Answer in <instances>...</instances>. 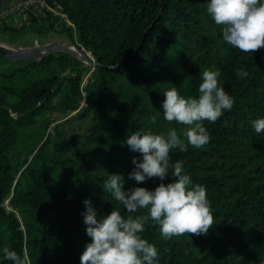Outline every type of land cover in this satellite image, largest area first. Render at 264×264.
Returning <instances> with one entry per match:
<instances>
[{
    "label": "trees",
    "instance_id": "1",
    "mask_svg": "<svg viewBox=\"0 0 264 264\" xmlns=\"http://www.w3.org/2000/svg\"><path fill=\"white\" fill-rule=\"evenodd\" d=\"M47 1L61 6L75 26L78 47L91 53L94 65L63 53L41 62L0 56L15 63L0 73V264H12L3 258L4 247L27 256L30 264H80L91 242L83 201L91 199L98 216L113 208L127 216L102 188L108 174L122 175L125 191L154 190L161 183L128 179L139 153L124 141L137 130L183 131L164 120L163 92L175 86L185 98H198L206 69L221 72L220 84L234 107L215 123L204 121L209 144L170 155L172 163L183 162L194 184L206 188L213 228L207 235L165 241L149 221L142 235L158 248V264H264V132L256 133L252 125L264 118V49L244 54L224 42L206 11L208 0ZM29 29L53 30L45 21ZM238 68L249 77L238 79ZM54 111L61 114L53 127L56 142L44 140L20 166L13 164L8 154L19 128ZM90 116L83 141L70 139L66 129ZM75 145L80 149L69 154ZM171 182V176L164 181Z\"/></svg>",
    "mask_w": 264,
    "mask_h": 264
},
{
    "label": "clouds",
    "instance_id": "2",
    "mask_svg": "<svg viewBox=\"0 0 264 264\" xmlns=\"http://www.w3.org/2000/svg\"><path fill=\"white\" fill-rule=\"evenodd\" d=\"M206 11L221 28L223 41L233 48L252 55L264 49V0H208ZM234 74L241 80L249 77L244 68L235 69ZM220 76L219 70H204L198 98H185L175 86L163 92V118L169 124L184 126L182 132L175 128L166 134L137 130L126 137L124 143L129 150L139 153V158L132 159L134 167L128 179L143 184L155 178L161 183L154 190L132 187L125 191L124 177L108 174L104 192L129 215L113 208L109 214L98 216L91 199H85L82 216L91 242L85 244L80 264H158V248L142 235L149 221L159 226L165 241L185 234L207 235L213 228L215 221L206 188L193 183L182 161L172 163L170 153L209 144L211 135L204 121L215 123L234 107V98L220 84ZM152 120L154 123L155 117ZM252 125L256 133L264 132V118L253 120ZM169 176L173 182L165 184ZM142 209H147L146 214L132 215ZM2 251L3 258L12 264H30L27 256L8 247Z\"/></svg>",
    "mask_w": 264,
    "mask_h": 264
},
{
    "label": "rangeland",
    "instance_id": "3",
    "mask_svg": "<svg viewBox=\"0 0 264 264\" xmlns=\"http://www.w3.org/2000/svg\"><path fill=\"white\" fill-rule=\"evenodd\" d=\"M70 44L75 45L77 49L82 52L87 57V62H82L86 67L93 66L94 59L90 52L85 51L83 48L78 47V43L76 42V38L69 35L66 32H56L53 30H49L46 32H35L29 29V27H25L18 31L16 34H4L0 33V44L9 45V47L18 49V48H30L41 46L45 44ZM166 53H169L167 51ZM55 54V53H53ZM79 61V60H78ZM15 63L13 61H0V73L11 71L14 69ZM87 71L84 73V83L86 80ZM1 81H4L1 80ZM59 97L56 98L53 103H57ZM61 114L58 111L50 112L45 115H41L36 119V122L30 126H23L19 128V134L17 138V142L13 149L9 152V158L13 164L20 166V164L28 158L31 151L36 149L44 142V140H48L51 142H56L54 138V125L61 119ZM49 121L51 122L49 127H46L45 123ZM92 123V117H88L83 122H75L69 128L66 129V133L70 139H75L78 142L83 141V136L86 133V129ZM182 132V131H179ZM51 150V146L49 147ZM80 149V145H75L72 148V151L69 154L76 153ZM7 205V203H5ZM5 238V235H3Z\"/></svg>",
    "mask_w": 264,
    "mask_h": 264
},
{
    "label": "built area",
    "instance_id": "4",
    "mask_svg": "<svg viewBox=\"0 0 264 264\" xmlns=\"http://www.w3.org/2000/svg\"><path fill=\"white\" fill-rule=\"evenodd\" d=\"M42 21L54 31L76 38L75 26L59 4L47 0H0V33L5 27L22 29Z\"/></svg>",
    "mask_w": 264,
    "mask_h": 264
},
{
    "label": "water",
    "instance_id": "5",
    "mask_svg": "<svg viewBox=\"0 0 264 264\" xmlns=\"http://www.w3.org/2000/svg\"><path fill=\"white\" fill-rule=\"evenodd\" d=\"M70 44H63V45H56L53 43L45 44L41 46L36 47H30V48H12V47H6L0 45V56L14 60L19 62H33L38 61L41 62L42 59L48 55L53 53H63L68 54L71 57H74L75 59L87 62V57L80 52L75 45H72L75 48L74 50L70 49ZM94 65V63H92Z\"/></svg>",
    "mask_w": 264,
    "mask_h": 264
},
{
    "label": "bare ground",
    "instance_id": "6",
    "mask_svg": "<svg viewBox=\"0 0 264 264\" xmlns=\"http://www.w3.org/2000/svg\"><path fill=\"white\" fill-rule=\"evenodd\" d=\"M0 45L9 47V45L8 46L7 45H3V44H0ZM70 49L75 51V48L72 45H70Z\"/></svg>",
    "mask_w": 264,
    "mask_h": 264
}]
</instances>
